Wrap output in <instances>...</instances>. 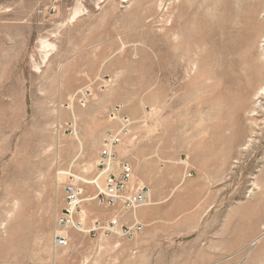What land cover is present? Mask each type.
Returning <instances> with one entry per match:
<instances>
[{
	"label": "rangeland",
	"instance_id": "obj_1",
	"mask_svg": "<svg viewBox=\"0 0 264 264\" xmlns=\"http://www.w3.org/2000/svg\"><path fill=\"white\" fill-rule=\"evenodd\" d=\"M263 40L264 0H4L0 264H264Z\"/></svg>",
	"mask_w": 264,
	"mask_h": 264
},
{
	"label": "built area",
	"instance_id": "obj_2",
	"mask_svg": "<svg viewBox=\"0 0 264 264\" xmlns=\"http://www.w3.org/2000/svg\"><path fill=\"white\" fill-rule=\"evenodd\" d=\"M4 0H0V7L3 4ZM56 4L62 2V0H54ZM120 143L119 137H114L109 142V146L106 147L101 153V176H105L106 179V187L102 191V197L100 198L101 204H107L109 206L117 205V202L123 198L122 192L125 189L126 184L132 180V168L128 165L123 166L122 168V175L119 179H117L114 175H108L111 172L112 164L115 159V155L113 153V149L116 145ZM81 192L74 187L68 188V209L67 214H72L73 210L77 207L79 202ZM146 198V193L144 190H140L133 198L125 199L128 200L129 205L132 207H139L144 204ZM66 214V215H67ZM70 223L63 218L61 220V225L67 226ZM112 226H117V220L114 221ZM81 226V225H80ZM137 231H140V227ZM65 241L62 238H59L58 245L63 246L65 245Z\"/></svg>",
	"mask_w": 264,
	"mask_h": 264
},
{
	"label": "bare ground",
	"instance_id": "obj_3",
	"mask_svg": "<svg viewBox=\"0 0 264 264\" xmlns=\"http://www.w3.org/2000/svg\"><path fill=\"white\" fill-rule=\"evenodd\" d=\"M264 44V40L262 41V45ZM223 47H224V52H222V64H221V69H220V75L222 77L223 82H228L229 81V76H231V74L229 73V68H228V64H227V60H228V55L226 52V49H228V45L225 43H223ZM233 66V65H232ZM263 66H264V62H263ZM162 69V68H161ZM264 69V67L258 65L257 63L254 64V66L251 67V73L250 76L254 77V74L256 73V75L258 74H262V70ZM264 72V71H263ZM231 79V78H230ZM264 79V78H263ZM221 80V81H222ZM234 81V80H233ZM252 82V81H251ZM262 84V83H261ZM238 93V92H237ZM255 94V93H254ZM264 98V84L259 88L258 92L256 93V98L257 100L263 99ZM257 105H260V103H258Z\"/></svg>",
	"mask_w": 264,
	"mask_h": 264
}]
</instances>
